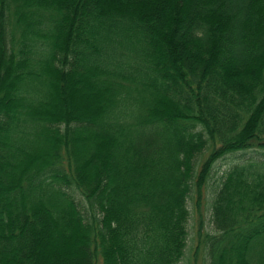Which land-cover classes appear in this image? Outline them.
<instances>
[{
	"label": "trees",
	"instance_id": "16d2710c",
	"mask_svg": "<svg viewBox=\"0 0 264 264\" xmlns=\"http://www.w3.org/2000/svg\"><path fill=\"white\" fill-rule=\"evenodd\" d=\"M249 149L209 264H264V0H0V264H179Z\"/></svg>",
	"mask_w": 264,
	"mask_h": 264
},
{
	"label": "rangeland",
	"instance_id": "374dc122",
	"mask_svg": "<svg viewBox=\"0 0 264 264\" xmlns=\"http://www.w3.org/2000/svg\"><path fill=\"white\" fill-rule=\"evenodd\" d=\"M77 95V97H75ZM72 96L73 104L71 109H76L80 105L90 103L88 94L85 92L78 91V93ZM75 97V98H74ZM75 101V102H74ZM90 106V105H88ZM94 108V106L92 107ZM260 152L249 149L240 152L230 153L217 160L211 177L207 183L205 191V199L201 209L195 206V200L192 198L188 199V207L190 209V218L187 224L188 227V238L187 246L185 248V254L179 264H209V255L207 248L204 243L201 242L199 236L200 221L204 219V231L209 233L218 232L213 221H212V207L213 200L217 190L219 189L222 180L226 172L236 163L242 162L252 157H260ZM30 195L35 196L36 194L31 193ZM74 195L80 204V208L83 210L87 219H91L92 210L89 207L87 199L78 191H74ZM96 214L100 216L99 210H96ZM99 264H102L100 262Z\"/></svg>",
	"mask_w": 264,
	"mask_h": 264
}]
</instances>
